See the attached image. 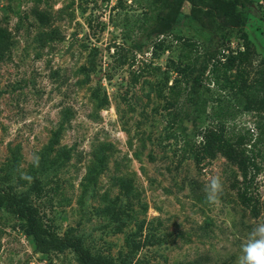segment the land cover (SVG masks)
Returning <instances> with one entry per match:
<instances>
[{"label": "rangeland", "instance_id": "rangeland-1", "mask_svg": "<svg viewBox=\"0 0 264 264\" xmlns=\"http://www.w3.org/2000/svg\"><path fill=\"white\" fill-rule=\"evenodd\" d=\"M191 7L183 2L169 34L149 37L144 18L156 9L149 0H0V28L9 35L0 59V173L10 170L13 183L25 174L40 179L43 195L32 202L58 233L75 227L95 252L119 259L128 238L147 240L130 264H236L251 227L264 221V134L250 152L258 167L251 170L256 217L230 186L240 179L234 164L217 154L197 165L182 152L183 141L166 136L180 129L170 124L164 97L188 93L191 82L174 70L188 59L197 70L207 65L198 126L220 121L226 135L248 131L251 142L257 124L264 126V107L246 109L240 90L225 81L237 74V61L223 64L227 47L241 48L236 30L218 11L200 13L203 25ZM245 10L249 82L264 68V0ZM180 109L176 123L189 132V108ZM213 176L224 187L218 205L203 190ZM0 264L77 262L71 251L35 252L0 209Z\"/></svg>", "mask_w": 264, "mask_h": 264}, {"label": "trees", "instance_id": "trees-1", "mask_svg": "<svg viewBox=\"0 0 264 264\" xmlns=\"http://www.w3.org/2000/svg\"><path fill=\"white\" fill-rule=\"evenodd\" d=\"M120 5L121 0H116ZM155 6V11L149 16L147 12L144 20L148 22L145 30L148 36H162L171 32L173 25L180 13L184 1L191 3V15L199 22L205 25L200 13L206 16H213L215 11L220 12L225 18L227 25L236 30L238 37L242 41L241 48L236 51L227 47L228 54L223 62L226 69L233 67V62L237 61V74L233 80L225 79L227 86L234 91L239 89L245 98L246 109L255 104L258 109L264 107V68L257 70V75L247 82L244 76V65L247 64L251 57L252 44L245 31L247 18L246 4L251 5V0H149ZM201 7H205V11ZM36 16L40 20H46L47 16L41 11H36ZM48 22V21H47ZM212 23V20L209 23ZM8 33L5 29L0 28V59L4 57L5 51L9 44ZM163 40L157 44L158 48L163 46ZM183 45L189 47L195 45L189 41H184ZM211 59V58H210ZM90 63L92 59H89ZM206 64L201 69H196V63L188 59L186 62L181 61L174 63V70L180 77H184L186 86L189 85L188 93L183 96V92H174V95L164 97L165 107L169 111V122L174 125L179 133L167 132V138L181 140L180 146L183 153L188 154L191 159L198 165L204 159H213L217 154H221L230 163L234 164L240 174V179H234L230 186L236 191V196L240 204L249 210L252 217L259 214V210L254 203L253 191V168L258 172V167L250 156L252 148L257 142L262 141L264 126L257 124L258 136L252 141V134L235 133L233 136L226 135L224 123L218 121L215 125L209 127L198 126L201 115L203 114V98L199 90ZM197 72L195 73V71ZM175 78V85L178 78ZM244 82V88L241 89L239 82ZM171 88H174L171 87ZM236 90V91H237ZM234 93V92H233ZM186 104L189 108L185 115L190 118L192 124L191 131H183L178 125V118L181 115L180 107ZM255 110V109H254ZM257 110V109H256ZM249 145V146H248ZM16 183L12 182L10 170L0 173V209H3L17 220V226L29 237L33 243V249L42 255L51 253H62L71 251L77 264H130L135 253L145 244L147 240H137L128 238L130 244L128 252L119 259L101 252L93 251L84 241L83 237L77 233L73 226L68 227L62 234L58 233L54 223L45 219L40 207L35 205L31 197L38 199L43 195V183L40 179L34 177L30 183L23 177L18 176Z\"/></svg>", "mask_w": 264, "mask_h": 264}, {"label": "clouds", "instance_id": "clouds-1", "mask_svg": "<svg viewBox=\"0 0 264 264\" xmlns=\"http://www.w3.org/2000/svg\"><path fill=\"white\" fill-rule=\"evenodd\" d=\"M39 156L33 154L31 163L38 167ZM24 179L29 182L32 177L27 174ZM205 199L210 205H218L220 196L224 187L219 176H213L204 186ZM236 264H264V221L256 222L250 229L246 239L241 244L240 253L237 257Z\"/></svg>", "mask_w": 264, "mask_h": 264}]
</instances>
